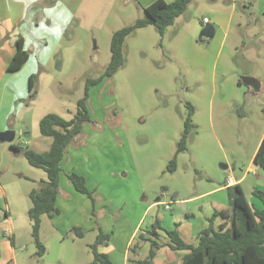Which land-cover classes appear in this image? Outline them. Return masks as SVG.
Returning <instances> with one entry per match:
<instances>
[{
    "label": "rangeland",
    "instance_id": "374dc122",
    "mask_svg": "<svg viewBox=\"0 0 264 264\" xmlns=\"http://www.w3.org/2000/svg\"><path fill=\"white\" fill-rule=\"evenodd\" d=\"M6 1L10 16L0 20L6 36L0 43V133L14 131L16 137L13 143L0 142V185L23 250L36 255L29 233L30 192L47 174L30 165L24 151L50 149L53 139L41 134V119L50 113L74 118L87 81L100 78L110 63L114 33L144 19L146 13L140 0ZM225 1L193 0L164 36L154 26L128 36L124 65L112 78L89 87L91 122L68 147L72 154L85 145H96V178L115 172L125 186L128 179L132 183L138 178L150 202L171 201V211L164 206L158 211L177 219L184 215L185 221L190 216L196 227L212 215L206 202L224 194L197 198L189 209L179 207L176 199L193 198L223 184L222 165H230L236 176L244 173L264 130V29L263 23L255 24L256 16L250 11L242 12L249 0H237L224 45L225 31L217 25H213L218 29L213 38L201 36L207 25L204 18L212 21L217 15L224 23L229 14L223 10L229 4ZM13 35L25 38L30 59L23 70L8 73V52L17 50L9 44ZM32 75L34 98L29 85ZM245 77L257 79L262 88L239 86ZM188 104L195 108L194 127L187 150L178 155L177 170L171 173L167 167L182 138ZM239 111L247 116L240 117ZM12 144L21 151L16 152ZM253 169L262 177L258 180L249 174L243 183L250 200H255L253 190L264 189V171L254 165ZM122 182L118 180V193ZM42 220L41 242L51 229L46 215ZM95 240L94 235L78 240L79 264L93 259L86 244Z\"/></svg>",
    "mask_w": 264,
    "mask_h": 264
},
{
    "label": "crops",
    "instance_id": "0c3cea01",
    "mask_svg": "<svg viewBox=\"0 0 264 264\" xmlns=\"http://www.w3.org/2000/svg\"><path fill=\"white\" fill-rule=\"evenodd\" d=\"M156 1L157 0H140L144 8L149 7ZM164 1L170 3L173 0ZM212 1L217 2L218 0ZM253 1L249 0V2H245L246 4L244 3L243 5L245 9L242 10V12L246 13L247 11H250L252 15L256 16L255 24L257 25L258 23H263L262 28L264 29V0ZM225 2H228L229 4H226L224 7L221 4H215V7H223L224 11L229 12L224 23L221 22L220 17L217 15L214 16L212 21L209 20L208 23L215 26L217 25L220 30L225 31L222 45H224L226 39H228L230 35L238 7L237 0H227ZM255 5L257 6V11H255ZM9 16L7 1L0 0V20L6 21L9 19ZM239 26L242 28L241 23H239ZM217 33L218 29L216 28L215 35ZM16 37L17 35L8 37L10 38V47H16L18 39L22 38L24 50L27 51V41L25 38L22 35L18 38ZM4 39H6V36L0 26V43H2ZM15 52L16 51L8 52L10 55L9 61ZM29 59L30 58H28L27 62L18 71L23 70L29 65ZM250 88L258 90L262 88V83L260 84L258 81V84L251 85ZM251 89L248 93L252 92L253 89ZM248 93L247 96L249 97L250 94ZM263 138L264 130L255 153L244 173L242 172L240 176H236V171L234 169L233 173L230 171V165H222L223 167H227L226 169L223 168L224 172L222 171L223 173H226V178L223 181V184H220L218 187L213 188L208 192L198 194L193 198H184L182 200L176 199L177 205L182 204L184 205V209H189V205L196 203L197 198L204 196V198H206V195L209 197L221 193L224 194L221 195L222 197L217 198L211 203L209 201L206 202V205L208 206L207 208L212 211V215L216 211H229L230 205L227 188L239 183L243 186V183L246 181L249 174H252L258 180L262 177L256 169H253V160ZM85 146L86 147L83 148V151L81 149H77L80 152L72 150V154L68 148L61 162L62 172L60 174L59 183L60 193L56 199V206L60 209V214L54 216L53 218H49L47 216V218H49V226L51 229L49 230L47 238L42 240V243L46 248V252L41 259L33 254L27 255L26 251L23 250L24 244L19 239V229L15 224L11 210L6 203V198H4L5 192L0 185V264H79L78 240L85 239L87 236L91 235H94V238L96 239L99 231H101L104 235H108L109 240L106 244L100 246L98 251L107 255L112 264H130L129 259H132L130 247L136 239V236L139 233H145L148 230H152L157 219L161 221L165 229H177L182 240L188 244H194L200 232L209 226V218L212 217V215L206 216L205 221L201 222L197 227L194 225L193 221H190V216H187L186 214L185 215L188 221H185V219L182 220L184 215L181 214L178 215V219L174 218L173 215L169 217L167 215H163L157 209L161 206H164L166 209L165 204L168 203L171 206V201L167 202L158 199L155 202H150L148 196L143 194V192L145 193V190L138 178H136L135 182L132 183L131 180L128 179V184L126 186V181L121 177L116 176L115 172H108L106 176L96 178V145ZM126 171L128 170L126 169ZM73 172L85 177L88 189L94 193L96 199L95 203H93L87 195L78 192L74 188L73 184L67 177L68 174ZM128 176L129 171L125 177ZM118 180L123 181L120 184L121 190L119 193L117 191ZM130 189L131 192L129 191ZM259 189L264 190L263 188ZM164 190L167 191L166 189ZM254 198L255 200L248 199L257 208H263V202L257 197ZM195 206H197L199 210L205 209L203 204H196ZM167 210L171 211L172 208ZM152 211H154L155 214L150 217V213ZM228 215L230 216L231 212H229ZM230 223L231 218L218 217L214 222V226L219 228L224 224L229 226ZM75 227L81 228L85 232L83 237H78L71 232V230ZM6 229L9 230V232H6ZM42 229L43 220L40 238H42ZM29 233L32 236V225L30 226ZM159 234L161 242L166 243L169 241L163 231H159ZM93 243L94 242H88L86 245L88 248H91ZM149 246V244H146L140 251L139 256H134L133 260L147 257ZM187 253V250H172L170 247L165 246L157 252L154 264H182L183 258ZM92 261L93 259L88 260L84 264H91Z\"/></svg>",
    "mask_w": 264,
    "mask_h": 264
},
{
    "label": "trees",
    "instance_id": "16d2710c",
    "mask_svg": "<svg viewBox=\"0 0 264 264\" xmlns=\"http://www.w3.org/2000/svg\"><path fill=\"white\" fill-rule=\"evenodd\" d=\"M193 0H173L166 2L157 0L149 7L145 8L146 17L139 19L131 26L125 27L114 33L111 44V60L104 74L98 79H89L84 97L77 104V112L71 120H65L61 116L50 113L40 121V132L45 137L53 139L50 149L47 152L39 153L33 149L24 151V157L35 168L42 169L47 174V179L41 181L39 188L30 192L32 206L28 215L32 223V238L37 248L36 257L41 259L46 248L41 242L40 231L42 226V216L49 218L60 214V209L56 206V199L60 193V174L62 172L61 162L71 142L82 133L85 124L91 122L90 111L87 106L89 100V87L101 84L105 78H112L124 65L123 46L126 38L137 29L147 26H154L161 36H164L167 29L172 26L176 19L180 17L188 8ZM17 50L7 66V72L13 73L22 68L27 62L29 54L24 50L22 38L17 41ZM35 76L29 80L31 98L35 97L33 92ZM243 86V82H238ZM188 115L185 121L184 132L178 144L177 152L167 167L169 172L177 169L178 155L187 150V141L193 129V117L195 108L188 104ZM240 117H246L245 112L240 113ZM16 152L21 151V147L12 144ZM253 165L264 171V138L254 157ZM74 188L87 195L93 203L96 202L94 193L91 192L86 184V179L75 172L67 175ZM229 200V211H216L209 218V226L202 230L197 236L194 244H188L182 240L177 229H165L159 219L156 220L152 230L139 233L136 236L130 253L132 259L130 264H154L157 252L168 246L172 250H187L188 253L183 258L182 264H264V207L257 208L248 199L243 186L239 183L227 188ZM254 197L260 199L264 204V190L255 189ZM229 212L231 215L229 216ZM218 217L231 218L229 226L221 225L219 228L214 226ZM159 231H163L168 242H161ZM76 236L83 237L85 232L78 227L71 230ZM109 240L108 235L101 231L91 245L93 261L91 264H112L107 255L98 251V248L106 244ZM149 244L148 255L145 258L135 259L139 256L142 248ZM11 264V263H10Z\"/></svg>",
    "mask_w": 264,
    "mask_h": 264
},
{
    "label": "water",
    "instance_id": "95a60500",
    "mask_svg": "<svg viewBox=\"0 0 264 264\" xmlns=\"http://www.w3.org/2000/svg\"><path fill=\"white\" fill-rule=\"evenodd\" d=\"M215 35V28L212 24H208L204 27V29L201 32V36L206 39H211ZM243 83L247 86L256 85L258 84V80L251 77H245L243 78ZM16 137V132L14 131H5L3 133H0V142H8L13 143ZM223 168H227L226 166ZM179 207H184L182 204H178Z\"/></svg>",
    "mask_w": 264,
    "mask_h": 264
},
{
    "label": "built area",
    "instance_id": "2783aa9c",
    "mask_svg": "<svg viewBox=\"0 0 264 264\" xmlns=\"http://www.w3.org/2000/svg\"><path fill=\"white\" fill-rule=\"evenodd\" d=\"M203 23L208 25L209 20L207 18H204ZM229 181H230V178H229ZM165 206H166V209L171 208L170 204H168V203H166ZM6 232H9V230L6 229Z\"/></svg>",
    "mask_w": 264,
    "mask_h": 264
}]
</instances>
